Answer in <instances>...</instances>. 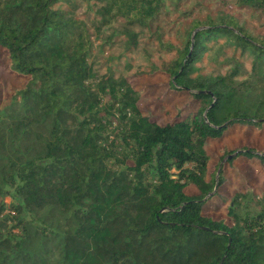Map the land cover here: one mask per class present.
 <instances>
[{
	"label": "trees",
	"instance_id": "obj_1",
	"mask_svg": "<svg viewBox=\"0 0 264 264\" xmlns=\"http://www.w3.org/2000/svg\"><path fill=\"white\" fill-rule=\"evenodd\" d=\"M63 1L72 3L0 0V48L25 76L0 107V264H264V202L250 207L249 186L219 191L225 156L264 169V150L224 148L212 173L207 151L235 126H264V35L224 16L193 20L183 49L160 40L177 53L162 69L169 87L189 95L163 123L127 76L97 72L90 27ZM84 1L98 32L119 23L134 47L166 5ZM238 1L264 14V0ZM222 38L251 59L250 70L237 62L226 74L194 76ZM211 199L229 203L228 219L205 214Z\"/></svg>",
	"mask_w": 264,
	"mask_h": 264
},
{
	"label": "rangeland",
	"instance_id": "obj_2",
	"mask_svg": "<svg viewBox=\"0 0 264 264\" xmlns=\"http://www.w3.org/2000/svg\"><path fill=\"white\" fill-rule=\"evenodd\" d=\"M165 3L164 10L152 21L150 27L140 32L138 45L135 47L129 43L127 36L121 34L119 23H113L98 32L93 25L96 14L91 3L72 0V3L63 1L58 5L64 9H73L76 16L87 21L93 40L90 60L95 63L97 72L111 70L116 77L127 76L140 92V106L150 116L163 123L170 120L171 113H177V104L187 105L185 103L189 95L169 87L168 77L162 69L177 56V53L164 46L162 42L183 49L188 39V28L193 20L205 22L211 18L218 21L224 16L236 17L239 23L254 35H264L263 12L238 0H165ZM209 47L195 63L194 76L226 74L237 62L250 70L251 59L241 55L240 51L233 47H226L223 38L217 43L211 41ZM24 83L25 76L9 68L7 54L0 48V107L9 104L15 92ZM246 146L258 151L264 150V126L262 129L235 126L226 131L221 138L210 140L207 145L211 161L209 173L215 171L216 164L224 156V148L235 150ZM227 157L222 160L227 182L219 191L232 196L237 187L249 186L253 192L248 196V204L254 209H259L264 202V169L256 159L248 160L244 157L235 159L234 156V160L229 161ZM195 191L192 185L187 188L188 193ZM5 200L7 204H11L16 202L17 198L7 195ZM228 205L229 203L224 204L211 199L205 205L204 212L214 218L228 219L226 212Z\"/></svg>",
	"mask_w": 264,
	"mask_h": 264
}]
</instances>
